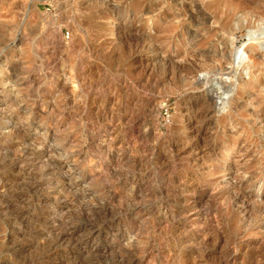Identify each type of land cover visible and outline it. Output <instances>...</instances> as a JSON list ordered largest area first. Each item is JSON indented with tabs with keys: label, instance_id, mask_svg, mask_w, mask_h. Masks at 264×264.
<instances>
[{
	"label": "rangeland",
	"instance_id": "1",
	"mask_svg": "<svg viewBox=\"0 0 264 264\" xmlns=\"http://www.w3.org/2000/svg\"><path fill=\"white\" fill-rule=\"evenodd\" d=\"M260 27L264 0H0V264H264Z\"/></svg>",
	"mask_w": 264,
	"mask_h": 264
},
{
	"label": "bare ground",
	"instance_id": "2",
	"mask_svg": "<svg viewBox=\"0 0 264 264\" xmlns=\"http://www.w3.org/2000/svg\"><path fill=\"white\" fill-rule=\"evenodd\" d=\"M198 14L197 15H194V16H192V19H193V21L195 22V20H197V17L198 16H202L201 14V11H199L198 10V12H197ZM200 22V21H199ZM250 35L251 36H253V37H264V28H262V27H260V29L258 30V31H256V32H254V33H250ZM195 36V35H194ZM248 36V35H247ZM193 42V41H192ZM229 47V46H228ZM242 50V49H241ZM217 53V52H216ZM241 53V52H240ZM239 54V49H238V52H237V55ZM217 56V55H216ZM212 57V56H211ZM233 57H234V53H233ZM235 57H236V55H235ZM228 61V60H227ZM191 67V66H190ZM183 68H185V67H183ZM217 68V67H216ZM177 69V68H176ZM181 69V68H180ZM199 69V68H198ZM214 69H215V67H214ZM188 73H189V75H194L195 74V72L197 71V69H195V68H186L185 69ZM180 71V70H179ZM180 72H182V70L180 71ZM202 83V82H201ZM228 96V95H227ZM226 100V99H225ZM225 103V102H224ZM198 136V135H197ZM208 161V160H207ZM193 191V190H192ZM203 236V235H202ZM202 241V240H201ZM169 256V255H168Z\"/></svg>",
	"mask_w": 264,
	"mask_h": 264
},
{
	"label": "water",
	"instance_id": "3",
	"mask_svg": "<svg viewBox=\"0 0 264 264\" xmlns=\"http://www.w3.org/2000/svg\"><path fill=\"white\" fill-rule=\"evenodd\" d=\"M237 60V59H236Z\"/></svg>",
	"mask_w": 264,
	"mask_h": 264
}]
</instances>
